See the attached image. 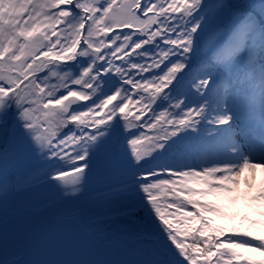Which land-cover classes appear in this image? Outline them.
<instances>
[{
    "label": "snow or ice",
    "instance_id": "1",
    "mask_svg": "<svg viewBox=\"0 0 264 264\" xmlns=\"http://www.w3.org/2000/svg\"><path fill=\"white\" fill-rule=\"evenodd\" d=\"M257 170L264 0H0V264H264Z\"/></svg>",
    "mask_w": 264,
    "mask_h": 264
},
{
    "label": "trees",
    "instance_id": "2",
    "mask_svg": "<svg viewBox=\"0 0 264 264\" xmlns=\"http://www.w3.org/2000/svg\"><path fill=\"white\" fill-rule=\"evenodd\" d=\"M53 83L55 82V80L52 81ZM148 135H152L153 133H147ZM262 174L259 170H257V174H256V181H257V184L260 183V180H261V177H262ZM92 188H95L96 187V184H95V180H93L92 182V185H91ZM255 192V189L253 190V193ZM162 203H171L172 202V199L169 198L168 200H164L162 199L161 201ZM251 205V206H249ZM191 210V209H189ZM236 211L238 212H243V213H249L251 214L254 218L256 219H260V220H264V216H261L260 213L261 212H264V202H261V201H239L236 205H235V209ZM230 235V234H229ZM223 239V237L221 238Z\"/></svg>",
    "mask_w": 264,
    "mask_h": 264
}]
</instances>
